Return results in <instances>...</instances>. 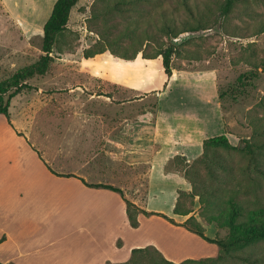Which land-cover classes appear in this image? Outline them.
I'll return each mask as SVG.
<instances>
[{"label":"rangeland","instance_id":"374dc122","mask_svg":"<svg viewBox=\"0 0 264 264\" xmlns=\"http://www.w3.org/2000/svg\"><path fill=\"white\" fill-rule=\"evenodd\" d=\"M56 1L0 0V84L44 54V25ZM182 2L143 1L138 10L123 15L105 14L102 0H79L53 50L50 70L29 79L19 91L8 87L3 93L4 102L9 103L8 122L21 119L29 126L25 130L30 140L27 142L21 137V141H12L8 135L6 144L0 142V172H46L41 196L32 200V209L39 219L35 218L36 223H32L37 232L32 233L28 243L37 250L42 249L39 253L42 263H123L130 259L133 248L147 246L157 247L174 262L220 255L218 245L184 226L174 225L163 215L138 213L139 227L134 228L120 193L112 192L111 211L105 222L98 216L88 222L81 211H78L79 218L74 219L72 183L58 181L53 173L81 174L90 182L113 184L122 188L138 207L146 208L149 162L140 156L148 142L141 126L148 120L142 118L143 112L154 111L158 106V93L166 88L168 76L161 58L150 60L144 54L151 55L161 44L170 41L196 51L201 57L189 61L175 55L173 70H218V90L222 95L229 142L239 149L223 144L210 148L216 152L220 164L236 172L242 203L249 209L264 207V151L258 152L255 160L243 151L246 140L253 136L251 121L256 122L258 116L264 115V108L260 106L264 96V32L259 31L264 26V0H238L226 16L221 13L225 0H188L195 10L193 17ZM162 13L174 24V32L201 22L204 28L181 33L178 38L183 41L176 43V38L163 33L154 23L165 22ZM130 21L140 23L138 31L118 40L114 48L122 49L139 42L137 34L154 35L148 37L136 58H123L108 47L103 53L86 59L88 50L96 53L103 49L105 43L101 37L119 36ZM20 46H29L31 51L23 52ZM64 53L74 55L56 58ZM256 64L260 66L258 77L240 82L239 76L254 70ZM177 89L207 91L209 96L205 84L196 79L178 82ZM127 125L128 131L122 132L126 138L124 135L121 138L119 134ZM216 168L225 176L223 172L227 171L221 165ZM201 170L206 174L203 166ZM211 185L219 183L209 180L206 186ZM188 204L209 236L229 234V229L204 219L200 197L192 205ZM232 254L222 264H264V240Z\"/></svg>","mask_w":264,"mask_h":264},{"label":"crops","instance_id":"0c3cea01","mask_svg":"<svg viewBox=\"0 0 264 264\" xmlns=\"http://www.w3.org/2000/svg\"><path fill=\"white\" fill-rule=\"evenodd\" d=\"M27 31L31 33L29 27ZM20 47H23V52L31 51L29 46ZM68 55L74 54L64 53L60 56L62 58H56L66 59ZM186 79L203 82L205 89L209 90V96L207 91L201 93L196 90H178V82ZM158 94L159 104L156 113L152 111L144 113L142 119L148 120V123L140 125L148 141L141 149L143 154L140 156L149 162V186L145 209L166 214L178 223H183L190 215L175 214L174 209L179 191H191L192 185L180 171L170 169L171 162L176 156L193 162L203 155L205 140L222 134L230 135L219 96L218 70L215 68L173 70L172 76L168 77L166 88ZM8 118L7 115L0 114V142L6 144L8 135L12 141L14 139L21 141V137H24L28 142L30 135L25 128L29 129V126L24 125L19 118L11 119L10 122ZM151 119L154 121H150ZM127 131L128 125L120 132V137L123 138L124 135L126 138V134L123 133ZM109 134L108 131L107 138L111 137ZM56 173L58 181L72 183L73 218L75 219V216L79 218L78 211H81L88 222H93L95 216L102 218L101 222H105L111 211L112 192H118L104 187L88 186L83 179L90 184L110 183L90 182L86 177L80 176L81 174L63 176L73 173ZM45 177L46 172H0V239L5 237L0 242V261L3 264H44L39 255L42 249L37 250L28 243L31 242L32 233L37 232V228L31 227L32 223H36L35 218L39 219L36 210L32 209V200H37L41 196ZM121 199L128 214L127 203L122 196Z\"/></svg>","mask_w":264,"mask_h":264},{"label":"trees","instance_id":"16d2710c","mask_svg":"<svg viewBox=\"0 0 264 264\" xmlns=\"http://www.w3.org/2000/svg\"><path fill=\"white\" fill-rule=\"evenodd\" d=\"M105 3L102 11L107 13L118 12L119 14L128 15L133 11L138 10L141 2L150 0H102ZM238 0H225V4L222 7L221 13L226 16L229 15L236 5ZM79 0H57L53 6L51 15L44 25V38L42 50L44 52L40 59L34 64L25 67L24 69L18 71L10 79L3 81L0 84V114H5L9 117V103L4 102L3 93L6 92L8 87H15L19 91L24 85H27V81L37 75H45L51 68L54 57L52 56L53 50L59 40V36L68 27L70 20V15L72 9L78 4ZM182 4L186 7V10L193 17L195 14L194 7L190 5L188 0H183ZM161 7V6H160ZM196 8L198 6H195ZM164 23L161 25L156 23L163 33L172 36V38H178L183 32L196 31L204 28L202 22L199 25L188 24L181 31L174 32V24H170L167 20L166 14H163ZM140 23L137 21L127 22L126 29L119 34L117 37H110L109 35L101 37L104 41L105 46L103 49L96 53H92L91 50L85 53L86 58H90L95 54L103 53L106 48H111L115 53L121 55L126 59H134L143 50V46L146 45L148 37H153V34H137L139 42H133L132 45L128 47H123L122 49L114 48V45L122 40L125 36H131L135 34L139 29ZM264 32V26L259 30ZM100 40V41H101ZM119 40V41H118ZM144 40V41H143ZM99 43V42H97ZM142 46H140V45ZM99 47V44L96 47ZM182 46L174 44L170 41L168 44H161L160 48L153 54H144L146 59L154 60L157 58L162 59L163 69L168 77L173 74L172 60L173 56L177 55L189 61L200 60L201 57L196 51L187 50L181 48ZM133 50V53L129 54ZM264 66V62L262 63ZM260 66L255 65L254 70L243 73L239 76V81H251L258 77V69ZM220 100L222 95L219 93ZM260 106L264 108V96L260 101ZM158 106L154 111L156 113ZM146 113L143 112V114ZM264 119L263 116H258L256 122L251 121L253 126V136L246 140L243 147L244 153L252 159L257 158V153L264 151ZM258 120V121H257ZM262 136L261 140L260 137ZM219 144H223L230 149H239V147L231 145L227 134L218 135L211 137L204 142V152L203 155L193 162H188L186 159H182L180 156H176L171 162L170 166L180 171L183 176L192 184V191H179L178 201L176 203L174 212L178 215H190V217L183 223H178L174 218L154 211H148L144 208L138 207L135 202L131 201L126 197L122 188L112 185V184H90L87 183L83 178V181L91 187H104L111 189L115 192L120 193L123 199L127 203V212L131 225L134 228L139 227L138 213H143L146 215H163L167 220L171 221L173 224L181 225L187 228L189 231L194 232L201 236L203 239L210 243H214L220 248V255L217 257H210L206 259H186L182 262H174L168 259L157 247L147 246L138 247L132 250L131 257L128 261L123 263H109V264H222L228 256H232L235 251H242L249 248L260 241L264 240V207L249 209L242 203L241 193L242 190L237 188V175L233 172V169L220 164L217 159L216 152L212 151V147H216ZM211 147V148H210ZM216 151L217 149L214 148ZM221 165L223 169L227 172L225 176L217 171L216 166ZM201 166L204 167L206 174L201 170ZM57 174L56 172H53ZM60 175V174H58ZM63 176H75L74 174H67ZM213 179V180H212ZM218 181L219 185L209 184ZM196 197H200L202 202V216L209 224H217L220 228L229 229V234L226 237H211L206 232V228L197 219L191 205L194 203ZM137 209V210H136ZM5 237L0 239L3 241ZM243 258L247 259L246 256ZM252 260L251 258H249ZM0 264H3L0 261Z\"/></svg>","mask_w":264,"mask_h":264},{"label":"water","instance_id":"95a60500","mask_svg":"<svg viewBox=\"0 0 264 264\" xmlns=\"http://www.w3.org/2000/svg\"><path fill=\"white\" fill-rule=\"evenodd\" d=\"M175 40H176V43H180L183 41L182 38H178V39L176 38Z\"/></svg>","mask_w":264,"mask_h":264}]
</instances>
